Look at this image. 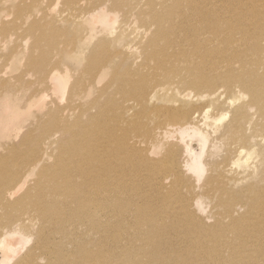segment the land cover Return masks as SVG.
<instances>
[{
  "label": "bare ground",
  "instance_id": "bare-ground-1",
  "mask_svg": "<svg viewBox=\"0 0 264 264\" xmlns=\"http://www.w3.org/2000/svg\"><path fill=\"white\" fill-rule=\"evenodd\" d=\"M31 1L0 0L6 56L33 37L23 73L36 77L0 79L2 263L35 231L45 262L18 264H264V0H64L76 12L57 28L45 16L59 0ZM97 11L135 12L134 39L109 23L83 33ZM67 87L65 105L34 114L48 88ZM164 95L179 106L156 104ZM244 153L259 156L235 172ZM206 196L211 224L192 201Z\"/></svg>",
  "mask_w": 264,
  "mask_h": 264
},
{
  "label": "rangeland",
  "instance_id": "rangeland-1",
  "mask_svg": "<svg viewBox=\"0 0 264 264\" xmlns=\"http://www.w3.org/2000/svg\"><path fill=\"white\" fill-rule=\"evenodd\" d=\"M21 3H23L24 5H31L32 6V1L31 0H19ZM44 3L48 2L47 0H42ZM64 0H59L58 2L55 3V5L50 8V11L46 14V19L48 21H51L52 24L57 28V27H64V23L63 21H66L64 18H68V17H71V23L73 22L74 20V17L72 16L73 13H75L76 11L73 9H69L67 5H65L63 3ZM93 0H79V3H81V5H90V3L92 2ZM33 12H37L39 6L37 5H34L33 7ZM36 10V11H34ZM13 12H10L11 15L8 16V20L7 21H19L20 19H17L15 17V11L14 10H11ZM90 16L86 17L85 21H84V24L83 26L80 25L79 29L82 31L83 30V33L86 32V34H88L89 32V29L91 28H94V29H102L103 27H106L107 23H109L111 25V29L113 30H110L108 29V31H112L110 34L112 37H115V36H118L119 33L121 32V29L120 28H124V31L126 32V34L128 36H130L129 40H132L134 39V31H137L138 27L141 25L140 22L136 19V14L135 12L129 14V15H125V14H122V12H119L117 13L116 11L113 12V14L109 15L108 17L104 18V12L103 11H97L96 13L94 12L93 14H88ZM88 22H87V21ZM17 32H22L21 29H18ZM126 36V35H125ZM12 40H14V37L12 38ZM27 42L24 40L22 42H17L16 41V44L18 46H23L22 43H27L28 45V48H25L23 50H21V54H19L18 56L14 57V58H9L7 57L6 55L9 53V48L12 46V41L11 39L8 37V36H0V55H3L4 57L0 60V79H4V78H13L17 75H25V78L26 80L28 81H32V82H36V77L35 75L33 74V76H28L26 75V73H23L25 71V57L23 55V53L27 50V49H30L31 47V43L33 42V37L31 36H27ZM131 51L133 52H136L137 50L136 49H130ZM132 57V61L135 60V57L133 56H129L128 58V62H129V59ZM64 60L69 63L72 68H74V73L75 76H77L78 74L80 75V71L84 68L83 67V63H81L82 61L80 60H76L74 57H71V56H64ZM140 60V59H139ZM138 60V61H139ZM138 63V62H137ZM65 67V66H64ZM83 67V68H82ZM63 68V67H62ZM80 68V69H79ZM76 69L78 72H76ZM23 70V71H22ZM80 70V71H79ZM63 73H66L65 71ZM108 73H111L110 70ZM111 75V74H109ZM109 77H106V79L104 80L105 82L106 81H109ZM66 82H67V79H70V76H67L65 78H63ZM72 80V81H71ZM70 80V83H72L74 80H75V77L73 76ZM48 93H44L45 95H47V97H45V95L43 94V99H41V103H39L38 105H33L32 107V111H34V114L36 115H42L45 113L46 109L45 108V103L48 104V102H51L52 100H57V102L59 103L60 101V104H62V102L64 103V105L67 103L68 101V90L69 88L67 87L65 89V91H60V90H57V89H50L48 88ZM50 90V92H49ZM43 92V91H42ZM42 92H39L38 95H42ZM187 92V91H185ZM184 92V93H185ZM62 101V102H61ZM155 102L156 104H159V106H162V107H175V106H179V102L178 101H175L173 100L170 96L168 95H164V96H160L158 98L155 99ZM194 105L196 107H203L204 105H206L207 103V100L202 98V97H199V98H194L193 101ZM171 110H175V109H171ZM156 117V116H155ZM34 118V117H33ZM28 121H32L31 119H29ZM226 120H224L223 122H225ZM223 122H217L218 125H221ZM24 131V127H22L20 129V132L22 133ZM260 138L263 139V141L259 140L260 143H262V145H264V129L260 132ZM0 138H2L0 136ZM20 138V136H18L16 138V140H18ZM52 139H54V137H52ZM9 140V139H8ZM7 140V141H8ZM0 141H5V140H0ZM176 143L183 148L184 146V142L181 140V139H177L176 140ZM141 145H145V142H142ZM212 149H216L218 148V144L217 143H213L211 145ZM2 149V148H0ZM200 148H197V150H199ZM259 149V148H258ZM206 153H209L208 151H206ZM205 153V154H206ZM153 156H161V154H158V153H155V152H152ZM221 154L222 152L220 151H216V153L214 154L216 157V159H221ZM48 155V154H46ZM255 156H259V155H253L251 159H249V156H247L245 153L242 155V160H241V165H239L238 167H235V172L236 171H243L244 168H245V165L247 164H250V162L255 159ZM48 157V156H47ZM209 158L210 156L209 155H206L204 156V159L205 158ZM180 160L182 161V158L180 157ZM186 171V170H185ZM188 175H193V171L190 169V172L187 173ZM208 174V166H207V171L205 172L204 176L202 177V179L199 181V180H192V183L196 188V191H201L203 190V184H204V181L206 179V176ZM237 174V173H236ZM170 181V180H169ZM167 181V182H169ZM200 195V192H198V195L197 197ZM193 201V205H194V208L198 209L197 210V214H199L201 217H203L206 221H208L207 223L208 224H211L213 222V219L215 218V215L216 213H214V201H213V198L211 197H202L201 199L197 200L194 199L192 200ZM200 206V207H199ZM23 235L26 237V239H24V245L25 247L23 248V251L18 255L17 259L13 262L12 260L9 261V263L6 262V264H18L17 261L21 258H23L24 256L25 257H28V254L32 253V254H38V258L37 260L40 262V263H44L45 262V258H41L42 256L40 255L41 252H37L36 248H34L35 246V242H36V234H35V231L33 233L31 232H24L22 231ZM24 237V238H25ZM23 245V246H24ZM0 262L2 263L3 262V252H2V249L0 248ZM0 263V264H1ZM3 264V263H2Z\"/></svg>",
  "mask_w": 264,
  "mask_h": 264
}]
</instances>
